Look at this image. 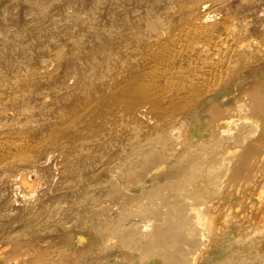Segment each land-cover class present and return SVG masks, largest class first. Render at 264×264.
Returning a JSON list of instances; mask_svg holds the SVG:
<instances>
[{
  "label": "bare ground",
  "instance_id": "6f19581e",
  "mask_svg": "<svg viewBox=\"0 0 264 264\" xmlns=\"http://www.w3.org/2000/svg\"><path fill=\"white\" fill-rule=\"evenodd\" d=\"M106 1L105 12L91 19L90 35L62 37L39 63L26 65L31 56L20 54L21 60L4 64L5 71L0 67V131L7 127L4 120H20L24 101L40 92L44 111L51 112L49 124L31 135L0 137V178H12L15 203L35 209L9 230L17 251L0 247V262L23 264L28 258L33 264H55L45 259L54 235L43 233L31 250L18 247L25 234L35 238L36 222L59 214L48 208L50 202L36 199L45 192L42 174L51 169L57 180L75 171L68 161L82 133L90 136L93 151L106 152L97 164L99 175L123 171L126 181L120 184L137 213L122 224L136 235L119 243L116 229L64 221L67 226L54 240L74 253L57 264H264V9L253 23L230 13L232 0ZM30 4L32 10L38 3ZM8 13V7H0L1 16ZM1 18L0 54L14 41L8 39L13 26ZM78 64L88 66L89 86L81 83ZM43 81L53 84L42 88ZM99 182L88 174L80 187L61 188L59 204L70 208L68 214L87 209V197ZM153 184L157 190L151 193Z\"/></svg>",
  "mask_w": 264,
  "mask_h": 264
},
{
  "label": "rangeland",
  "instance_id": "374dc122",
  "mask_svg": "<svg viewBox=\"0 0 264 264\" xmlns=\"http://www.w3.org/2000/svg\"><path fill=\"white\" fill-rule=\"evenodd\" d=\"M1 1V0H0ZM23 1V2H22ZM2 0V2L0 3V7L2 6H6L9 8V13L6 14L8 15V17H3L5 15H0V18L3 19V23L5 25H9L11 28L10 29V34L8 36V39L11 40L13 39V43H12V46L10 49H8L6 52L4 53H1L0 55V58L1 61H0V67H2V69H4V64H5V67L9 66V64L11 62H16L17 59L16 58H22V55H25L27 58H29L31 56V58L28 60L27 59V62H26V65H28V63H30V60L31 62H36L38 61L37 63H39L40 60L38 59H42L44 60V55L45 53H48L50 52V50L53 49V47L55 45L58 44V42H63V38L64 36L66 35H77V33H79L80 31H84L86 35H90L91 33V19L94 15H96V13L98 12L100 14V16L102 15V13L105 12V9L107 8V1L106 0H54L55 2H52V0H50V2L48 0H32L33 2H31V0ZM29 1V2H28ZM44 1V2H43ZM57 1V2H56ZM9 2V3H7ZM28 2V3H27ZM38 3L37 4V7H35L34 9L31 10V7H32V4L30 3ZM40 2V4H39ZM60 2V3H59ZM63 2V3H62ZM26 6H25V4ZM42 3V4H41ZM46 3L47 5L50 4V6H46ZM15 4V5H14ZM28 4V6H27ZM66 4V5H65ZM12 8H10L11 6ZM41 7H39V6ZM69 7H68V6ZM231 8V14L235 15L236 18L243 22V21H253V23H256L257 22V15H258V12L263 10L264 9V0H259L258 3H255L253 2V0H232L229 2L228 4ZM43 6V8H42ZM46 7V8H45ZM39 8V9H38ZM66 8V9H65ZM68 8V9H67ZM17 9V11H16ZM26 9H29V14L28 13H25L26 15H24V10L26 11ZM42 9V11H41ZM65 9V10H64ZM11 10V11H10ZM45 10V11H44ZM71 12H69V11ZM14 11V12H13ZM41 11V12H40ZM45 13H44V12ZM46 11H47V16H46ZM69 13H68V12ZM58 13V16H55L57 14H54V13ZM66 12V13H65ZM30 13H33V15H31ZM35 13V14H34ZM41 13V14H40ZM67 15H65V14ZM224 13V11H223ZM23 14V15H21ZM35 15V16H34ZM41 15V16H40ZM22 16H25L26 17V20L24 17ZM80 16V17H79ZM29 17V18H28ZM34 17V18H33ZM52 17L54 18V21L52 19ZM65 17V19H64ZM85 17V18H84ZM88 17V18H87ZM36 18L38 21H36ZM58 18V19H57ZM5 19V20H4ZM7 19V20H6ZM17 19V20H15ZM22 19V21H21ZM33 19V20H31ZM57 19V20H56ZM35 20V21H34ZM60 20H63V21H60ZM18 21V23H17ZM33 21V22H32ZM20 22V23H19ZM25 22V23H24ZM29 22V23H28ZM37 22V23H36ZM49 22V23H48ZM64 22V23H63ZM66 22V24H65ZM68 22V23H67ZM31 23V24H30ZM33 23V24H32ZM62 23H63V26H62ZM78 25H77V24ZM26 24V26H25ZM30 26H29V25ZM43 24V25H41ZM48 24V25H47ZM53 24V26H52ZM70 24V25H69ZM27 25L29 27H27ZM54 25H56L54 27ZM83 25V26H82ZM34 26V27H33ZM36 26H37V30H36ZM16 27V28H15ZM25 28V36L23 35V39H19V37H17V33L20 32L21 28ZM51 27V28H50ZM63 27V28H62ZM71 27V28H70ZM49 28V29H48ZM35 29V30H34ZM39 29V30H38ZM41 29V30H40ZM82 29V30H81ZM48 30V31H46ZM53 30V31H52ZM63 30V31H62ZM67 30V31H66ZM28 31V32H27ZM30 31H33V32H30ZM52 31V32H50ZM65 31V32H64ZM36 32V33H35ZM54 33V34H53ZM64 33V34H63ZM32 34V35H31ZM56 34V35H55ZM63 34V35H62ZM62 35V36H60ZM1 36V35H0ZM39 36V37H37ZM55 36V37H53ZM42 37V38H41ZM48 37V38H47ZM16 38V39H15ZM22 38V37H21ZM53 38V39H52ZM26 39V40H25ZM34 39V40H32ZM52 39V41L49 42V40ZM21 40V41H20ZM46 40V41H45ZM55 40V41H54ZM62 40V41H60ZM31 41V45L29 44L26 45L27 42H30ZM40 42V43H39ZM16 43V44H15ZM33 43V44H32ZM54 43V44H53ZM22 44V45H21ZM35 44V45H34ZM37 45V46H36ZM22 46V48H21ZM24 46V48H23ZM28 46V48L26 47ZM41 46V48H40ZM38 47V48H36ZM15 48V50H14ZM21 48V49H20ZM27 48V50H26ZM32 48V49H30ZM33 48H36V49H33ZM17 49V50H16ZM29 49L31 51H29ZM40 49V50H39ZM34 50V51H33ZM9 51V52H8ZM38 51V52H37ZM31 54H29V53ZM33 52V53H32ZM16 54V55H15ZM22 54V55H20ZM12 55V56H11ZM15 55V56H14ZM18 55V57H17ZM4 56V57H3ZM8 57V58H7ZM43 57V58H42ZM13 58V59H12ZM33 58V59H32ZM37 58V59H35ZM12 59V61H11ZM16 60V61H13V60ZM5 60V62H4ZM21 60V59H19ZM9 61V62H7ZM65 61V60H64ZM7 62V63H6ZM41 62V61H40ZM2 65V66H1ZM20 65L22 66V62L20 63ZM21 66H18L21 67ZM77 67L79 69H81V72H82V76H84L83 78L85 80H81L83 86H89L90 83L92 82V75H90L91 73L89 72V68L88 66H86L85 64H78ZM5 71V69H4ZM251 72L247 73V74H250ZM88 75V76H87ZM90 78V79H89ZM91 81V82H90ZM90 82V83H89ZM44 85L41 84V87L42 88H46L47 86L49 85H52L53 82H45L43 81ZM47 83V84H46ZM86 83V84H84ZM73 86V83L71 84V82L69 84H67V88H71ZM39 96V97H38ZM41 96H42V93L40 92L39 95L35 96V97H32L31 99H27L26 101H24V109L26 110L25 114H23L24 116L18 119L20 120H16V119H6L4 120L7 127L3 130V131H0L2 134H6V135H2L0 133V137L1 138H12V137H20V136H27V135H31V132L32 131H38V130H41L43 128H45L46 125L49 124V121L51 120L50 119V114L45 112L46 110L44 109L43 105L44 103H42L41 105ZM35 98V99H34ZM36 101H34V100ZM32 101V102H30ZM41 101V102H40ZM37 104V105H36ZM33 106V107H32ZM26 107V108H25ZM42 109H41V108ZM36 109V110H35ZM45 110V111H44ZM31 112V113H29ZM35 112V113H34ZM45 112V113H43ZM45 114V115H44ZM32 115V116H31ZM29 116V117H28ZM43 116V117H42ZM42 117V118H41ZM33 118V119H31ZM38 118V120H37ZM45 119V122L44 120ZM15 121V122H14ZM31 121H34V123H32ZM48 122V123H47ZM15 123V125L13 124ZM14 126H13V125ZM12 125V126H10ZM34 125V126H33ZM45 125V126H44ZM38 126V127H37ZM29 127V128H28ZM40 127V129H39ZM17 133H16V131ZM23 129V130H21ZM21 130V131H20ZM5 131H8V132H5ZM13 135L11 134L12 132ZM132 131L134 132V130L132 129ZM4 132V133H3ZM33 132V133H34ZM9 133V135L7 134ZM20 133V134H19ZM16 134V136L14 135ZM18 135V136H17ZM88 135H85V134H82L81 133V138L78 139L77 141V146L75 147V152H74V155L71 156V158L69 159L68 161V164L70 163L72 166H73V169L75 171L71 172L72 174L70 173H65L63 174V177H61L60 175L58 176L57 180L56 179H52L51 178V174H52V171L51 169H49V171H47L48 173L44 172L42 175H43V178L46 179V187H45V192L43 195H40L38 196V200H46L48 201V203L50 202V204L48 205V208L51 209V210H55L56 212L59 211V214L56 215L55 217H52V218H46V219H42L41 221L39 222H36L35 225H34V228H33V232H34V237L32 236H27L26 234L24 235V237L26 238V240L23 242V243H20V246L18 248V250H23V249H26V250H31L32 246L39 240L42 238V235L43 233H49L51 235H54L53 237V241H52V244H51V248L52 250L49 249L48 251V254H46V257L45 259L46 260H52V261H55V264H57L58 260L62 259V256L64 254L68 255V254H73L74 251L69 248L67 245H62L61 243H57L55 242V238L56 236L58 235V233L64 228L66 227L67 225L64 223L65 222H69L70 223L72 222L73 224L77 225L80 227H83V226H89V227H96V228H105V227H109V228H112V229H116V232L117 234H115V238H118V239H115L116 242H119V239L122 238V240H120L119 243H121L122 241L124 240H127L128 239H133L136 235V230L133 229V228H130L128 230H125L124 231V227H123V224H122V221L124 218H127V219H133V218H136V213L135 212V207H133V202H131V199H133V197L130 199L129 197L131 196H127L125 193H123L124 191L122 190V186L120 183L126 181V178L124 176V173L122 170H119V169H116L114 171H106L107 173H100V175L98 174L102 167H97V164L101 161H103V158H104V154H106L105 151H101V150H98V151H93L92 148H90L88 145H87V139H88ZM80 142V143H79ZM86 144V145H85ZM121 143L119 144V147ZM61 147H64V144L61 145ZM92 151H91V150ZM21 167H27V164L25 165H21ZM97 168V169H96ZM10 173L12 172L11 170H13V168H10L9 169ZM88 170V171H87ZM118 171V173H117ZM121 172V174H119ZM118 175H117V174ZM136 172H133L132 174H134ZM88 174H91V175H95L97 178H99L100 182H99V186H94V188L92 189V192L91 194H89V196L87 197V200H88V203H89V208L87 207V209H78V210H75L73 211L71 214H68V211H69V207L66 206V205H60L59 202L61 200V196L59 197V194L60 192L62 191V189L66 186H70L71 184H74L72 186L73 189H76L78 187H80V185L82 184L83 182V179L86 175ZM104 174V175H103ZM105 174H108V175H105ZM139 174V173H138ZM4 179H1L0 178V247L1 248H9V251L12 253L14 251H17V244L14 242L13 238L8 234L9 230H12V229H16V228H19L23 222H24V218L28 215H33L35 213V209H32L33 207H29L25 204V202H22V201H19L18 203H15V194H14V190L12 188V178H9L8 174H4ZM115 175L117 177H115ZM111 176H114V177H111ZM133 176V175H132ZM131 176V177H132ZM105 178V179H104ZM112 178V179H111ZM114 178V181L112 182ZM123 180H120L122 179ZM134 178V177H132ZM131 178V179H132ZM7 179V180H6ZM9 179H11V181L9 182ZM8 182H6V181ZM110 181V183H109ZM121 181V182H120ZM67 184H65V183ZM113 185H112V183ZM117 182V184H116ZM5 185H4V184ZM10 183V184H9ZM81 183V184H80ZM102 183V184H101ZM10 186V189L8 187V185ZM76 184V185H75ZM115 184V185H114ZM112 185V186H110ZM121 186V187H119ZM5 187V188H4ZM111 187H113L111 189ZM117 187V189H116ZM156 185L154 186V184L152 185V191L151 193H153L154 191H156ZM62 188V189H61ZM100 188V189H99ZM110 188V189H109ZM114 188L116 189V191L114 190ZM6 189V190H5ZM95 189V190H94ZM98 189V191L96 190ZM104 189V190H103ZM106 189V190H105ZM109 189V190H108ZM121 193H120V191ZM150 189V190H151ZM156 189V190H155ZM9 190V191H8ZM11 190V191H10ZM101 190V191H100ZM149 190V191H150ZM112 191V192H111ZM117 194V195H115ZM119 191V192H118ZM105 192H106V196L105 195ZM100 193V194H98ZM109 195H108V194ZM113 193V194H112ZM119 193V194H118ZM148 193V192H147ZM5 194V196H4ZM7 194V195H6ZM47 194V195H46ZM93 194V195H92ZM121 194V195H120ZM126 196H125V195ZM45 195L47 196L45 198ZM112 195V197H110ZM117 197H115V196ZM122 195H124L122 197ZM115 198H114V197ZM11 197V198H10ZM52 197V198H51ZM57 197V198H56ZM103 199H102V198ZM125 197V198H124ZM14 198V199H13ZM97 198V199H96ZM113 198V199H111ZM117 198V199H116ZM120 198V200H119ZM121 198L124 199L123 201H126V199L128 198V201L126 202H122L121 204ZM58 199V200H57ZM101 199V200H100ZM106 199V200H105ZM109 199V200H108ZM15 200V201H14ZM54 200V201H53ZM100 200V201H99ZM111 200V201H110ZM114 200V201H113ZM117 200V201H116ZM14 201V202H13ZM130 201V203H129ZM104 202V204H103ZM109 202L110 205H109ZM117 203L114 204V203ZM58 203V204H56ZM98 203V204H97ZM126 204V205H123V204ZM130 205H129V204ZM132 203V204H131ZM136 203V202H135ZM55 204L57 206V208L55 207ZM97 204V205H96ZM102 204V205H101ZM106 204V206H105ZM112 204V205H111ZM113 204L115 206H113ZM53 205V206H52ZM100 205V206H99ZM104 205V206H103ZM126 206V208L122 207L121 206ZM129 205V206H128ZM10 206V207H9ZM60 206V207H59ZM62 206V208H61ZM65 206V207H63ZM103 206V207H102ZM110 206V209H108ZM118 206V207H117ZM25 207L28 208L27 210L29 211H26L25 210ZM100 207V208H99ZM131 207V208H130ZM53 208V209H52ZM59 208V209H58ZM63 210H61V209ZM68 208V209H67ZM103 208V209H102ZM117 208V209H116ZM96 209V210H95ZM99 209V210H98ZM106 209L109 210L106 211ZM116 209V211L114 212L113 210ZM119 209V210H118ZM121 209V210H120ZM131 209V210H129ZM134 209V210H133ZM124 210V211H123ZM131 212H129V211ZM3 211V212H2ZM62 211V212H60ZM95 211V212H94ZM101 211V212H100ZM103 211V212H102ZM113 211V212H112ZM118 211V212H117ZM121 211V212H119ZM134 211V212H132ZM82 213V216H81V213ZM89 212V213H88ZM93 212V213H92ZM98 212H100L99 214H97ZM105 212V213H104ZM117 212V213H116ZM10 213V214H9ZM62 213V216H60ZM111 213V214H110ZM114 213V214H113ZM119 213H121V215H119ZM126 213V214H125ZM130 213V214H129ZM7 214V215H6ZM68 214V215H67ZM87 214V215H86ZM94 214V215H93ZM96 214V215H95ZM107 214V215H106ZM117 214V215H115ZM134 214V215H133ZM4 215V216H3ZM71 215V216H70ZM80 215V216H78ZM98 215V217H96ZM104 215V216H103ZM110 215V216H109ZM127 215V216H126ZM129 215V216H128ZM64 216V217H63ZM68 218H67V217ZM88 216V217H87ZM109 216V218H108ZM58 217V218H57ZM62 217V218H61ZM78 217V218H77ZM102 217V219H101ZM68 220H66V219ZM84 218V219H83ZM94 218V219H93ZM96 218V219H95ZM104 218V219H103ZM114 218V219H113ZM119 218V219H118ZM57 219V220H55ZM71 219V220H70ZM75 219V221H74ZM82 219V220H81ZM99 219V220H98ZM111 219V220H109ZM118 219V221H117ZM121 219V220H120ZM53 220V221H52ZM73 220V221H72ZM77 220V221H76ZM90 220V221H89ZM92 220V221H91ZM104 220V221H103ZM14 221V223H12ZM50 221V222H49ZM63 222V223H60V222ZM79 221V223H78ZM88 221V222H87ZM98 224H96L97 222ZM111 221V222H110ZM56 222H58L59 224H57ZM75 222V223H74ZM87 222V223H86ZM91 222V224H90ZM118 222H119V225H118ZM41 223V224H40ZM47 223V224H46ZM86 223V224H85ZM101 223V224H100ZM116 223V224H115ZM64 224V225H63ZM84 224V225H83ZM104 224V226H103ZM106 224V226H105ZM66 225V226H65ZM92 225V226H91ZM95 225V226H94ZM3 226V227H2ZM50 226V227H49ZM62 226V227H61ZM115 226V227H114ZM119 226V227H118ZM2 227V228H1ZM47 227V228H46ZM58 227V228H57ZM40 228V229H39ZM39 229V230H38ZM59 229V230H58ZM121 231H117V230H120ZM133 229V230H132ZM50 232H49V231ZM132 230V231H131ZM135 230V231H134ZM52 231V232H51ZM56 231V232H55ZM122 231L124 233H122ZM128 231V233H127ZM131 231V232H130ZM54 232V233H53ZM119 232V234H118ZM135 233V234H134ZM122 234V235H121ZM127 234V236H126ZM134 234V235H133ZM38 235V236H37ZM118 237H117V236ZM129 236V237H128ZM132 237V238H130ZM35 239V240H34ZM28 243V244H26ZM54 245V246H53ZM64 246V247H63ZM67 246V247H66ZM62 247V248H61ZM15 249V250H14ZM68 249V250H67ZM65 250V251H63ZM52 251V252H51ZM58 251V252H57ZM58 254H57V253ZM71 252V253H70ZM55 253V254H54ZM60 253V254H59ZM51 254V255H50ZM53 254V255H52ZM50 255V256H49ZM58 255V256H57ZM26 260V261H25ZM33 260H29L28 258L27 259H24L22 262L23 264H33L32 262ZM0 264H2V262H0ZM11 264H14V263H11ZM35 264V263H34Z\"/></svg>",
  "mask_w": 264,
  "mask_h": 264
}]
</instances>
